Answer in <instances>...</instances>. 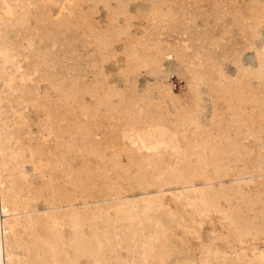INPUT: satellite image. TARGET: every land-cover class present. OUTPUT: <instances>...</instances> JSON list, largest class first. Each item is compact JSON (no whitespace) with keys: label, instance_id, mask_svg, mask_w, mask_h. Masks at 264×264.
Returning a JSON list of instances; mask_svg holds the SVG:
<instances>
[{"label":"bare ground","instance_id":"1","mask_svg":"<svg viewBox=\"0 0 264 264\" xmlns=\"http://www.w3.org/2000/svg\"><path fill=\"white\" fill-rule=\"evenodd\" d=\"M15 1L0 0V117L10 100L1 83L7 69L18 72V82H23L18 54L11 44L1 40L10 21L6 18L7 8L18 7ZM245 5L247 8L240 12L245 17L237 16L236 23L245 37L241 51L249 52L255 65L243 63L239 54L234 59L238 69L234 76L218 59L207 70L211 78L209 91L215 93L212 97L233 110L234 121L240 119L232 99L237 104L245 99L253 101L259 108L257 117L264 118V98L249 89L246 82L249 76L257 78L264 95V34L260 30L264 0H249ZM119 10L108 13L125 12ZM69 21L64 13L57 19L51 13L46 17L57 32ZM70 26L71 32L78 33L77 24ZM215 42L220 43L217 39ZM165 52L167 62L161 65L171 72L183 54L174 49ZM156 59L161 61V57ZM187 63L186 84L190 88L202 73ZM157 79L155 89L160 103L175 104V110L163 106L153 116L150 109L141 112L124 106L119 110L123 118L115 132L117 146L137 153L151 166L153 181H143V191L136 197L124 195L109 184L101 188L100 198L92 193L82 197L74 191L79 185L77 178L69 191L53 189V184L44 181L50 194L42 193L31 186L25 149L16 144L17 132L11 123L0 120V264H264V202L260 188L264 187V140L248 145L237 137L238 130L229 131L233 126L218 114H213L207 124L188 114L180 117L179 109L189 112L198 108V94L183 104V90L175 92L168 76ZM114 89L108 91V97L116 92ZM188 118L193 125L189 136L183 134ZM256 126L257 130H248L254 140L258 131L264 132V123ZM212 129L222 133L213 135ZM56 141V149L66 148L71 142L75 145L76 133L70 134L69 140L59 135ZM187 147L197 152L208 148L214 165L211 177L179 164L187 158ZM230 162L234 166L230 167ZM29 163L31 170L37 169V162ZM43 196L47 197L42 209L31 204ZM221 198L228 204L226 210L221 209ZM211 215L220 217L224 232L190 242L189 235L196 234Z\"/></svg>","mask_w":264,"mask_h":264},{"label":"rangeland","instance_id":"2","mask_svg":"<svg viewBox=\"0 0 264 264\" xmlns=\"http://www.w3.org/2000/svg\"><path fill=\"white\" fill-rule=\"evenodd\" d=\"M15 2L18 7L7 8L6 18L10 21L4 27L5 35L1 40L11 44L12 51L18 54L23 82H18V72L7 69L8 74L1 83L6 86L10 100L0 120L11 123L17 132L16 144L25 149L28 160L25 168L31 186L42 193L50 194L46 182L53 184V189L69 191L74 178L79 184L74 191L82 197L85 193L102 197L101 188L105 184L119 188L127 196L136 197L141 193V183L153 181L151 166L137 153L127 152L114 142L117 125L123 118L119 110L124 106L141 112L150 109L153 116L163 106L174 111L176 105L160 103L155 89L157 78H169L171 74L184 79L183 104L190 103L194 94L199 98L196 100L198 108L189 112L179 109L180 117L188 114L207 124L213 114H218L233 126L227 129L238 130L237 137L248 145H258L264 140L262 131L257 132L255 140L248 133L249 128L257 130L256 125L264 123V118L257 117L259 108L253 101L245 99L238 105L236 99H232L240 119L234 121L233 110L223 101H216L212 97L215 93L210 92L208 86L211 78L207 70L217 59L233 76L238 70L234 64L237 55L240 54L243 63L255 65L250 53L241 51L245 37L236 23L239 17H245L240 12L247 8L245 4L249 0ZM119 8L125 12L109 15V11H120ZM50 13L56 19L61 13L66 14L70 17L69 24H64L57 32L53 23L46 22ZM70 24L78 25V33L71 32ZM260 30L264 34V24ZM171 49L181 52L183 59L177 61L173 71L167 72L161 64L167 62L164 51ZM155 57H161V61L154 60ZM186 61L197 67V73H202L190 88L186 84ZM246 82L249 89L264 98L257 78L249 76ZM15 88L18 90L14 92ZM112 88L116 92L108 97ZM191 118L186 119L183 134L187 136L193 126ZM211 132L213 135L222 133L218 129ZM72 133H76L75 145L71 142L66 148L56 149L57 136L69 140ZM186 150L187 158L179 164L197 168L211 177L214 165L208 148L198 152L191 147ZM246 159L251 157L246 156ZM29 160L37 162L36 170H31ZM232 166L234 162H230ZM260 188L264 202V187ZM45 197L31 204L42 209ZM219 203L221 209L226 210L228 204L223 198ZM218 217L211 215L210 220L203 221L197 233L189 235L190 242L199 238L204 241L202 239L216 232H224ZM230 255L228 253L227 257Z\"/></svg>","mask_w":264,"mask_h":264},{"label":"built area","instance_id":"3","mask_svg":"<svg viewBox=\"0 0 264 264\" xmlns=\"http://www.w3.org/2000/svg\"><path fill=\"white\" fill-rule=\"evenodd\" d=\"M169 83L173 90H181L184 88V80L174 74H171L168 78Z\"/></svg>","mask_w":264,"mask_h":264}]
</instances>
